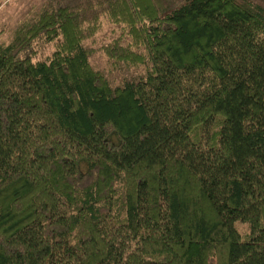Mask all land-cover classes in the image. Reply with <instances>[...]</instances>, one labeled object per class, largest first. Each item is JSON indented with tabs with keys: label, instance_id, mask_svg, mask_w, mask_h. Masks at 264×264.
Returning a JSON list of instances; mask_svg holds the SVG:
<instances>
[{
	"label": "trees",
	"instance_id": "obj_1",
	"mask_svg": "<svg viewBox=\"0 0 264 264\" xmlns=\"http://www.w3.org/2000/svg\"><path fill=\"white\" fill-rule=\"evenodd\" d=\"M101 17L128 41L98 50L143 76L89 64ZM0 264H264L263 7L28 11L0 44Z\"/></svg>",
	"mask_w": 264,
	"mask_h": 264
},
{
	"label": "rangeland",
	"instance_id": "obj_2",
	"mask_svg": "<svg viewBox=\"0 0 264 264\" xmlns=\"http://www.w3.org/2000/svg\"><path fill=\"white\" fill-rule=\"evenodd\" d=\"M43 0H0V44H7L12 36V31L17 22L30 11L34 12ZM183 0H159L160 6L166 9L176 6ZM264 9V0H250ZM116 36H120L121 43L128 41V36L124 33V29L119 24L108 22L105 18L100 19L98 29L93 35L84 40L86 47L93 48L88 55L89 64L99 69L108 79L110 85H120L123 80L136 79L143 76L144 67L142 65L125 66L123 63L112 65L106 61L105 55L98 50L99 46L109 42ZM235 226L242 230L244 224L235 223Z\"/></svg>",
	"mask_w": 264,
	"mask_h": 264
}]
</instances>
